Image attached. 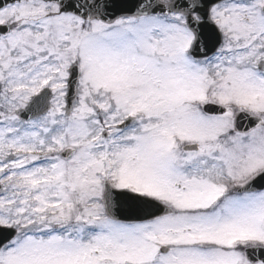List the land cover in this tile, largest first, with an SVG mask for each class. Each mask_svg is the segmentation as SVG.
Returning a JSON list of instances; mask_svg holds the SVG:
<instances>
[{
    "label": "snow or ice",
    "instance_id": "6c2138e0",
    "mask_svg": "<svg viewBox=\"0 0 264 264\" xmlns=\"http://www.w3.org/2000/svg\"><path fill=\"white\" fill-rule=\"evenodd\" d=\"M0 264H264V0H0Z\"/></svg>",
    "mask_w": 264,
    "mask_h": 264
}]
</instances>
